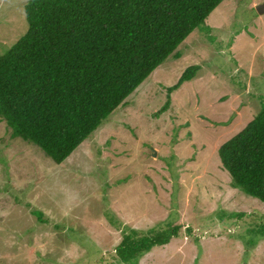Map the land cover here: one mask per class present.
<instances>
[{"label":"rangeland","instance_id":"374dc122","mask_svg":"<svg viewBox=\"0 0 264 264\" xmlns=\"http://www.w3.org/2000/svg\"><path fill=\"white\" fill-rule=\"evenodd\" d=\"M27 1L0 0V55L27 32ZM260 3L224 0L60 164L0 116V264H126V228L170 225L178 234L136 264H264V202L219 155L264 101Z\"/></svg>","mask_w":264,"mask_h":264},{"label":"trees","instance_id":"16d2710c","mask_svg":"<svg viewBox=\"0 0 264 264\" xmlns=\"http://www.w3.org/2000/svg\"><path fill=\"white\" fill-rule=\"evenodd\" d=\"M224 0H28L27 32L0 55V116L14 136L64 162ZM201 65L185 69L171 94ZM233 185L264 202V101L219 147ZM43 215V214H42ZM109 219H110V214ZM40 220H42L40 216ZM180 225L126 228L119 262L136 264Z\"/></svg>","mask_w":264,"mask_h":264},{"label":"water","instance_id":"95a60500","mask_svg":"<svg viewBox=\"0 0 264 264\" xmlns=\"http://www.w3.org/2000/svg\"><path fill=\"white\" fill-rule=\"evenodd\" d=\"M257 11L260 14H264V3H260V4L257 5Z\"/></svg>","mask_w":264,"mask_h":264}]
</instances>
